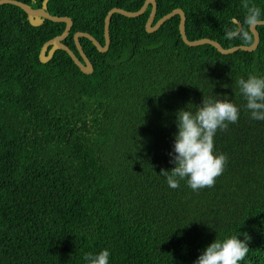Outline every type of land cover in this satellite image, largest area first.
Segmentation results:
<instances>
[{"label":"trees","instance_id":"obj_1","mask_svg":"<svg viewBox=\"0 0 264 264\" xmlns=\"http://www.w3.org/2000/svg\"><path fill=\"white\" fill-rule=\"evenodd\" d=\"M18 1L70 17L62 42L82 60L77 32L104 45L108 12L146 0ZM155 1L153 24L181 8L189 40L224 48L253 43L249 7L264 20V0ZM151 11L114 13L106 52L80 37L93 65L86 74L63 49L40 60L65 22L35 26L19 6L0 5V264H85L103 248L110 264H193L228 235L250 238L242 264H264V121L250 118L237 83L264 76V25L256 50L223 54L187 45L179 15L148 32ZM223 95L241 109L214 138L228 157L223 174L199 191L183 180L170 188L160 172L174 166L175 111Z\"/></svg>","mask_w":264,"mask_h":264},{"label":"clouds","instance_id":"obj_2","mask_svg":"<svg viewBox=\"0 0 264 264\" xmlns=\"http://www.w3.org/2000/svg\"><path fill=\"white\" fill-rule=\"evenodd\" d=\"M261 19V10L249 7L246 22L255 25ZM251 43V37H247ZM240 93L250 118L264 121V76L249 75L238 81ZM240 107L228 95L204 99L195 110L181 107L174 113L176 132L173 149L169 153L174 166L162 169L160 175L172 189L186 181L193 191L213 187L228 162L226 154L215 150L214 138L218 130H227L229 124L238 122ZM249 237L228 235L215 238L200 252L193 264H242L249 252ZM111 251L103 248L98 252L86 253L85 264H110Z\"/></svg>","mask_w":264,"mask_h":264},{"label":"water","instance_id":"obj_3","mask_svg":"<svg viewBox=\"0 0 264 264\" xmlns=\"http://www.w3.org/2000/svg\"><path fill=\"white\" fill-rule=\"evenodd\" d=\"M3 4H13L16 6H19L20 8H22L28 15V17L30 18V21L33 25H38L41 23L42 19H48L54 22H65L66 23V27L64 32L47 41L40 52V60L43 63L48 62L53 54L55 53V51L57 49H63L65 51L68 52V54L71 56V58L73 59V61L77 64V66L81 69L82 72L89 74L93 71V65L91 63V61L89 60V58L87 57V55L85 54L82 45L79 41L80 37H86L89 40H91L93 42V44L98 48V50L100 52H106L108 51V49L110 48V43H111V38H110V32H109V27H110V21H111V17L114 13H119L121 15H124L126 17H138L141 16L142 14L145 13L146 9L148 8L149 4H152V11L147 19L146 22V30L148 32H154L156 30H158L159 28H161V26L170 18H172L175 15H179L180 16V23H179V30H180V34L182 37V40L189 46H198V45H202V44H211L213 45L219 52L223 53V54H229V53H233L235 51H239V50H244V51H254L257 49L259 43H260V34L257 30V26L258 25H264V20L259 21L257 24L255 25H250V31L252 32L253 36H254V41L251 45H239V46H234L231 48H224L222 47V45L216 41V40H212L210 38H201V39H197V40H189L186 34V30H185V25H186V15L185 12L181 9H174L173 11H171L170 13L166 14L164 17H162L161 19H159L155 24H153L154 20H155V16L157 13V3L155 0H146L144 5L137 11H127L125 9L122 8H113L111 9L106 18H105V25H104V37H105V44L102 45L96 38H94L91 34L89 33H84V32H77L74 35V40L77 46V49L80 53V56L82 57V60L80 58H78L76 56V54L73 52V50H71L67 45H65L62 41L68 36L70 29L73 25L72 19L68 16H54L52 14H50L47 10V4L46 2L44 3L42 8H33L32 6H30L29 4H26L24 2L18 1V0H0V5ZM238 30L236 32V34H238L241 29H242V24L240 22H238Z\"/></svg>","mask_w":264,"mask_h":264}]
</instances>
